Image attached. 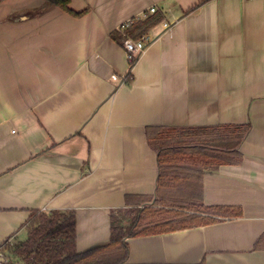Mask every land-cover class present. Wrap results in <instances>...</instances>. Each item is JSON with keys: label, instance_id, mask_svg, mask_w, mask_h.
Returning <instances> with one entry per match:
<instances>
[{"label": "crops", "instance_id": "crops-1", "mask_svg": "<svg viewBox=\"0 0 264 264\" xmlns=\"http://www.w3.org/2000/svg\"><path fill=\"white\" fill-rule=\"evenodd\" d=\"M70 8L84 13L0 0V247L25 239L36 212L54 210L75 212L78 250L107 243L112 212L149 207L157 192L150 127L250 124L242 161L203 176L205 206L231 207L229 215L129 237L127 262L264 264V0ZM152 16L127 83L118 27L134 19L128 30L138 39L144 31L133 28Z\"/></svg>", "mask_w": 264, "mask_h": 264}, {"label": "trees", "instance_id": "trees-1", "mask_svg": "<svg viewBox=\"0 0 264 264\" xmlns=\"http://www.w3.org/2000/svg\"><path fill=\"white\" fill-rule=\"evenodd\" d=\"M46 1L74 15L84 13L71 9V0ZM156 20L155 16L149 17L142 22L144 25L133 28L144 31L138 39L147 33L149 26ZM135 23L131 25L134 26ZM129 28L125 31L130 35ZM120 33L122 34L121 31ZM132 79L130 71L126 82L131 83ZM195 130L200 133H189ZM249 130L250 124L190 128L150 127L148 138L160 156V175L157 192L149 207L129 209L128 214L131 216L128 217L121 215L122 210L112 212L110 240L82 251L78 250L76 244L74 211H38L28 225L25 239L13 246L7 243L1 247L21 259L20 263L7 264H130L127 262L130 253L127 241L129 237L174 230L179 226L201 225L229 215L231 207L205 206L203 176L207 168L240 163L243 157L240 146ZM185 156L188 157L187 161L182 160ZM159 205L177 213V217L148 220L151 208H159ZM176 205L188 208L179 210L183 212L181 217H178V210H175Z\"/></svg>", "mask_w": 264, "mask_h": 264}, {"label": "built area", "instance_id": "built-area-1", "mask_svg": "<svg viewBox=\"0 0 264 264\" xmlns=\"http://www.w3.org/2000/svg\"><path fill=\"white\" fill-rule=\"evenodd\" d=\"M150 11L156 12V7L155 6L150 7ZM133 21L134 19H129L128 21H125L118 27V30L122 32L125 38L123 45L126 51L127 60L130 63L129 71H132V68L136 60L146 50V48L148 47V44L150 43L149 35H145L142 38L136 39L132 37L131 35H129L128 33H126L125 30L131 26ZM165 26L170 27L168 22H165ZM112 78L114 80H118L119 76L118 74H113ZM7 261H8V257L6 253L0 247V264H5Z\"/></svg>", "mask_w": 264, "mask_h": 264}, {"label": "rangeland", "instance_id": "rangeland-1", "mask_svg": "<svg viewBox=\"0 0 264 264\" xmlns=\"http://www.w3.org/2000/svg\"><path fill=\"white\" fill-rule=\"evenodd\" d=\"M176 133V132H175ZM189 133H200V131H193V132H189ZM174 134V133H173ZM158 208V207H157ZM157 208H151V213L152 212H155V211H159V213L161 214V216H162V219H164V220H166V219H170V218H173V217H177V216H175V215H177V213H173V212H170V211H168V209L166 208V206H165V208H163V207H161V205H159V208L157 209ZM175 210L179 213L178 214V217H181L180 215H182L181 213H183V212H179V210H187L188 208H185V207H182V206H178V205H176L175 206ZM155 209H157V210H155ZM173 209V208H172ZM121 215H124V214H121ZM125 216H131L130 214H128V213H125ZM19 241H21V240H13V241H11L10 242V246H13V245H15L17 242L19 243ZM6 247V246H5ZM5 252H6V254H7V257H8V261L6 262V264L7 263H10V262H18V263H20L19 261L21 260V259H19V257H17L15 254H13V253H11V252H9L8 253V250H6V249H3Z\"/></svg>", "mask_w": 264, "mask_h": 264}]
</instances>
